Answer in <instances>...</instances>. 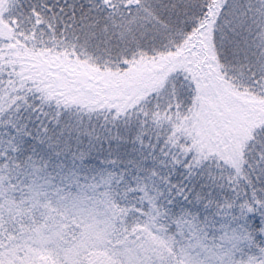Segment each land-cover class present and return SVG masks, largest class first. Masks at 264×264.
Masks as SVG:
<instances>
[{
    "label": "snow or ice",
    "instance_id": "snow-or-ice-1",
    "mask_svg": "<svg viewBox=\"0 0 264 264\" xmlns=\"http://www.w3.org/2000/svg\"><path fill=\"white\" fill-rule=\"evenodd\" d=\"M0 264H264V0H0Z\"/></svg>",
    "mask_w": 264,
    "mask_h": 264
}]
</instances>
